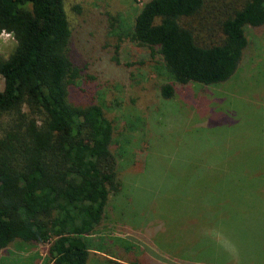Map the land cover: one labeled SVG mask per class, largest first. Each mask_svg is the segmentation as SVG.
<instances>
[{
	"label": "rangeland",
	"instance_id": "obj_1",
	"mask_svg": "<svg viewBox=\"0 0 264 264\" xmlns=\"http://www.w3.org/2000/svg\"><path fill=\"white\" fill-rule=\"evenodd\" d=\"M143 2L64 0L71 55L90 61L72 89L78 99L93 93L112 120L122 184L91 234L108 254L92 250L87 264H264V26L248 32L228 80L190 82L163 98L166 76L146 47L122 39L117 62L109 58L113 49L95 57L87 46L97 51L103 42L99 22L94 26L101 15L124 31ZM232 3L208 0L185 20L199 42L218 41V21ZM14 46L12 35L0 33L1 54ZM212 229L235 244V254L204 236ZM48 247L16 240L0 251V264H54Z\"/></svg>",
	"mask_w": 264,
	"mask_h": 264
},
{
	"label": "trees",
	"instance_id": "obj_2",
	"mask_svg": "<svg viewBox=\"0 0 264 264\" xmlns=\"http://www.w3.org/2000/svg\"><path fill=\"white\" fill-rule=\"evenodd\" d=\"M207 1L144 0L124 31L100 14L94 26L103 42L97 51L88 44L89 54L113 49L117 61L124 38L146 47L166 76L163 98L190 82H224L241 64L248 32L264 26V0L225 7L218 41L203 43L185 20ZM71 31L64 0H0V33L15 39L7 56L0 53V251L16 240L49 243L54 264H87L92 250L108 254L91 234L122 185L112 120L93 93L78 99L72 89L90 61L71 55Z\"/></svg>",
	"mask_w": 264,
	"mask_h": 264
},
{
	"label": "clouds",
	"instance_id": "obj_3",
	"mask_svg": "<svg viewBox=\"0 0 264 264\" xmlns=\"http://www.w3.org/2000/svg\"><path fill=\"white\" fill-rule=\"evenodd\" d=\"M204 236L213 240L217 246L223 248L225 251L235 254L236 246L234 243L228 240L227 237L223 235L222 232L212 229V230H205Z\"/></svg>",
	"mask_w": 264,
	"mask_h": 264
}]
</instances>
